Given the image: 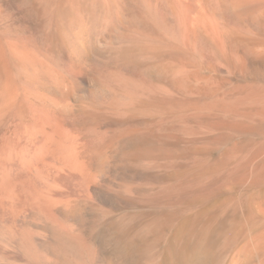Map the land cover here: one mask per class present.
Instances as JSON below:
<instances>
[{
  "label": "bare ground",
  "instance_id": "1",
  "mask_svg": "<svg viewBox=\"0 0 264 264\" xmlns=\"http://www.w3.org/2000/svg\"><path fill=\"white\" fill-rule=\"evenodd\" d=\"M261 188L264 0H0V264H221Z\"/></svg>",
  "mask_w": 264,
  "mask_h": 264
},
{
  "label": "rangeland",
  "instance_id": "2",
  "mask_svg": "<svg viewBox=\"0 0 264 264\" xmlns=\"http://www.w3.org/2000/svg\"><path fill=\"white\" fill-rule=\"evenodd\" d=\"M134 16L136 17L137 15H134ZM133 18H134L133 16H124L121 19L120 23L116 25L115 27L106 29L105 31L103 29L96 28L93 30V33L106 32L108 33V36H110L111 45L118 44V46H120L121 48H124V49L130 48L132 46V43H131L132 34L130 32L129 25L133 23ZM103 45L107 46L108 44H103ZM212 70H213L212 68H205V69L203 68L202 72L208 76L213 75V77L215 78L217 77L218 79H224L225 75L223 76L218 75L217 73H215V70L214 71ZM217 154H218L217 151L211 152V155L213 158L216 157ZM218 189H217L218 191L216 190L215 192H213L211 196H209L206 200H200L199 202L202 201L200 204L198 201L195 202L196 204L193 205L194 207L193 210L187 211L183 214L182 216L183 220L190 219L191 215L196 210L204 211L207 208L210 209L211 206L215 207L216 203L220 204V202L222 203L226 201L227 199H230V197L238 195L241 191L239 187L235 186V184H232V183H228L227 186L225 185L220 186ZM261 190L262 192H264V188H261ZM249 193L252 195L256 194V192L255 191L252 192V190H250ZM206 211H209V210H206ZM262 227H259L256 230H253V232L250 231L246 233L245 235H242L237 240L236 244L224 254L221 264H235V262L246 260L250 258L251 256L253 257V255H255L256 253L258 254V252L260 251H261L260 253L264 254V226Z\"/></svg>",
  "mask_w": 264,
  "mask_h": 264
}]
</instances>
